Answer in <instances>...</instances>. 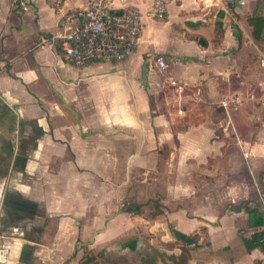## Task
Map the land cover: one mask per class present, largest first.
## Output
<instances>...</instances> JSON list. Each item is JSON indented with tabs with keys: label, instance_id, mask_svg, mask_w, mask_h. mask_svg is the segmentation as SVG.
Wrapping results in <instances>:
<instances>
[{
	"label": "crops",
	"instance_id": "0c3cea01",
	"mask_svg": "<svg viewBox=\"0 0 264 264\" xmlns=\"http://www.w3.org/2000/svg\"><path fill=\"white\" fill-rule=\"evenodd\" d=\"M228 1L168 0L163 17H142L126 58L75 66L40 41L59 18L47 0H28L25 10L0 0V264H65L79 228L107 231L136 214L121 207L140 195L182 202L168 220L197 233L196 245L206 235L215 254L204 264H264L259 248L241 243L253 230L243 205H264V28L254 39L247 17L260 11L251 0ZM219 164L228 182L206 186Z\"/></svg>",
	"mask_w": 264,
	"mask_h": 264
},
{
	"label": "rangeland",
	"instance_id": "374dc122",
	"mask_svg": "<svg viewBox=\"0 0 264 264\" xmlns=\"http://www.w3.org/2000/svg\"><path fill=\"white\" fill-rule=\"evenodd\" d=\"M249 5L250 8L255 7L256 11L264 12V0H251ZM220 11V8L217 7L211 13H215V18H219L221 15ZM252 89L256 94V86H253V88L251 86ZM238 126L237 128L240 131H244V124L241 125L240 123ZM224 138L232 142L236 137L233 134H225ZM234 146L230 145L227 151L230 152L231 156L229 157L233 158L232 160L236 163L239 159L236 152L237 149ZM207 167H209V164ZM236 168H238V165H236ZM211 171L215 172V175H212L213 180L206 182V186L217 185L219 189L228 182L227 176L230 175V172L226 170L224 164L217 165V169H212ZM239 173L241 174L242 172L240 171ZM197 182L199 184L204 183L203 180H197ZM124 200L128 201L130 198ZM137 200H139L138 203L140 204V213L130 214L128 217L123 215L126 218L119 220L118 224L116 223L117 225L113 227L110 225L111 227L107 231H99L90 242H88V232L94 229L79 228L77 239L88 243L81 246L76 244L72 255L66 259L65 264H83L84 256L88 254H91L93 261L98 264H144L145 259L151 260L154 264H168L172 261L171 254L182 253V245L179 241H174L168 230L169 224L173 223L168 220L169 209L173 208L172 206L182 205V202L179 203L175 198H167L162 195L151 197L140 195ZM201 236L198 239L200 243L190 246L188 264H204L206 259L215 254L209 249L206 235L202 234ZM130 240L135 241L134 248L128 246L127 242ZM217 252L221 259H223V253L228 254L226 250L221 251L219 249ZM222 262L219 261V263ZM87 264H92V260Z\"/></svg>",
	"mask_w": 264,
	"mask_h": 264
},
{
	"label": "built area",
	"instance_id": "2783aa9c",
	"mask_svg": "<svg viewBox=\"0 0 264 264\" xmlns=\"http://www.w3.org/2000/svg\"><path fill=\"white\" fill-rule=\"evenodd\" d=\"M66 0H47L58 11L56 30L48 37L54 43L64 60L80 66L92 61H115L126 58L140 42L143 16L163 17L168 0H152L142 11L138 0H83L81 5L63 8ZM22 10L28 7V0H14ZM158 70L167 67L161 54L153 57ZM169 83L175 84L171 78ZM181 89L180 85H177ZM238 98L224 97L222 105L237 103ZM180 107L176 113H181ZM264 213V205H262ZM7 259V248L0 245V263Z\"/></svg>",
	"mask_w": 264,
	"mask_h": 264
},
{
	"label": "trees",
	"instance_id": "16d2710c",
	"mask_svg": "<svg viewBox=\"0 0 264 264\" xmlns=\"http://www.w3.org/2000/svg\"><path fill=\"white\" fill-rule=\"evenodd\" d=\"M259 1V0H258ZM228 6L231 8V2L228 1ZM221 15L223 14L220 11ZM220 15V17H221ZM220 17L214 20V40H217L221 34V20ZM247 21L250 24V33L254 39L264 38L262 34V29L264 28V13L253 12L247 17ZM263 36V37H262ZM262 37V38H261ZM200 43V39H198ZM252 204L245 203L243 209L247 215L248 225L253 227V230L247 236H241V243L245 250L249 251L250 249L257 247L261 250L264 260V213L262 209L258 208V203L251 200ZM122 210L131 212V213H140V204L134 200L123 201ZM168 230L171 236L174 238V241H179L182 245V253L171 254L172 261L168 264H188V259L190 257V246L196 245L197 233L187 234L184 233L172 225L169 224ZM204 226L199 227V231H204ZM130 248H134L135 241L130 240L127 242ZM81 246V245H80ZM170 255V256H171ZM92 260V264H98L93 261L91 254L84 256L83 264L89 263ZM144 264H154L151 260L145 259ZM166 264V263H164ZM197 264V263H195ZM201 264V263H198Z\"/></svg>",
	"mask_w": 264,
	"mask_h": 264
},
{
	"label": "water",
	"instance_id": "95a60500",
	"mask_svg": "<svg viewBox=\"0 0 264 264\" xmlns=\"http://www.w3.org/2000/svg\"><path fill=\"white\" fill-rule=\"evenodd\" d=\"M117 211H119V208L117 209ZM114 214H115V212L106 215L105 218H104V221H105L107 218L113 216ZM103 228H104V223L102 224V226H101L100 228H96V229H94V230L89 234V240H88V242L92 241L94 235H95L96 233H98L99 231L103 230ZM77 243H78V244H83V243H85V242H83V241H77Z\"/></svg>",
	"mask_w": 264,
	"mask_h": 264
},
{
	"label": "flooded vegetation",
	"instance_id": "af4514ba",
	"mask_svg": "<svg viewBox=\"0 0 264 264\" xmlns=\"http://www.w3.org/2000/svg\"><path fill=\"white\" fill-rule=\"evenodd\" d=\"M84 242H85V243H83V244H86V243H88L87 241H84ZM76 244H78V243H76ZM83 244H78V245L80 246V245H83ZM74 247H75V245H74Z\"/></svg>",
	"mask_w": 264,
	"mask_h": 264
}]
</instances>
